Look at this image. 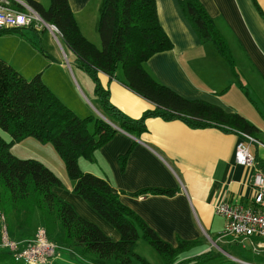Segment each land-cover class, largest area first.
<instances>
[{
  "label": "trees",
  "instance_id": "1",
  "mask_svg": "<svg viewBox=\"0 0 264 264\" xmlns=\"http://www.w3.org/2000/svg\"><path fill=\"white\" fill-rule=\"evenodd\" d=\"M251 1L264 18L256 1ZM177 3L200 43H211L237 79L227 42L199 0H177ZM25 4L60 32L75 66L93 83L98 110L113 117L120 130L139 138L147 131L145 121L158 118L180 120L193 129L216 128L257 137L258 129L241 115L205 101L185 99L146 71L144 65L150 58L173 48L159 23L156 0H103L95 25L100 48L82 35L68 0H50L47 8L33 0H26ZM11 7L25 10L15 1H11ZM21 30L5 29L0 35L21 34ZM119 67L123 73L121 81L116 78ZM112 80L151 104L152 109L144 111L138 119L126 118L111 104L108 83ZM0 130L10 136L7 141L0 135V217L4 218L0 219V241L2 226L12 238L17 233H33L42 228L47 238L59 240L65 248L76 249V255L91 264H150L135 252L139 240L156 252L161 264H238L210 248L202 250L204 242L200 239H177L175 247L161 240L136 213L120 202V193L108 180L79 167V159L93 161L97 151L113 139L117 130L95 116L78 117L49 90L40 74L27 80L1 58ZM28 137L53 146L63 161L66 177L74 182L72 193L116 231L117 240L82 218L54 193L63 183L51 168L41 161L22 160L11 153L13 144ZM134 146L132 142L128 150L118 156L121 171ZM254 160L255 167L264 173V163L255 156ZM176 193L174 189L145 187L128 195L172 197ZM197 250L201 251L192 253ZM69 255L72 259L78 258ZM12 256L0 249V264H22ZM261 258L248 253L243 260L262 261Z\"/></svg>",
  "mask_w": 264,
  "mask_h": 264
},
{
  "label": "crops",
  "instance_id": "2",
  "mask_svg": "<svg viewBox=\"0 0 264 264\" xmlns=\"http://www.w3.org/2000/svg\"><path fill=\"white\" fill-rule=\"evenodd\" d=\"M12 1L25 4L26 0ZM33 1L44 8L50 2ZM102 1L68 0L82 35L95 46L100 43L95 25ZM255 1L264 15V0ZM199 2L226 40L238 78L233 76L216 50L209 47H213L211 43H200L181 13L177 0H156L159 23L173 48L153 56L144 67L155 80L185 99L205 101L226 112L241 115L258 129L256 139L264 143V18L258 14L251 0ZM1 38H12L13 41L30 45L23 31L21 34H2ZM19 49L9 48L8 52L14 57ZM38 51L40 57L30 55L28 59H20L23 69L32 76L40 74L49 90L78 117L93 116L92 109H98L94 88L91 87L90 78L75 66L74 58L69 61L65 55L61 58L42 49ZM20 53H24V50ZM102 83L106 84L104 76ZM108 88L111 104L128 119H138L144 111L152 109L151 104L129 92L120 82L112 80ZM111 123L118 127L117 122ZM145 125L147 131L139 138L117 130L113 139L97 151L93 161L79 159L81 170L108 180L120 193V202L136 213L161 240L173 247L177 239H200L204 242L202 250H206L209 246L204 237L231 247L243 246L245 242L248 244L239 239L221 238L225 220L214 212V205L223 199L250 207L255 196L251 179L256 168L240 167L234 163L237 135L216 128L193 129L180 120L149 118ZM132 142L135 146L124 171H121L118 156L124 154ZM250 150L264 163L262 148L251 145ZM59 172L57 176L63 187L55 188L54 193L68 202L82 218L117 240L116 231L72 193L74 182L66 181L65 173ZM145 187L174 189L177 193L172 197L128 195ZM32 237L33 234L27 231V234L21 233L16 241L22 242ZM259 256L262 261L231 257L264 264V253ZM63 260L74 261L68 257ZM81 261L89 264L85 259L77 258L75 262ZM55 263L59 264L57 257Z\"/></svg>",
  "mask_w": 264,
  "mask_h": 264
},
{
  "label": "built area",
  "instance_id": "3",
  "mask_svg": "<svg viewBox=\"0 0 264 264\" xmlns=\"http://www.w3.org/2000/svg\"><path fill=\"white\" fill-rule=\"evenodd\" d=\"M11 1L0 0V31L12 28H32L42 31V27L45 26L56 43L60 45L59 40H62V36L55 26H47L26 4L20 3L24 11L13 9ZM236 135L234 163L240 167L254 168L255 160L250 146L255 145L264 150V143L244 133ZM251 185L255 196L250 207L223 199L214 205V212L225 220L221 238L247 241L251 253L259 256L264 253V173L257 168L252 176ZM0 219L4 220L2 216ZM0 249L7 250L16 262L22 264H53L57 251V247L47 238L42 228H39L31 239L18 242L10 239L5 226L1 228ZM232 259L240 264H253L236 258Z\"/></svg>",
  "mask_w": 264,
  "mask_h": 264
},
{
  "label": "rangeland",
  "instance_id": "4",
  "mask_svg": "<svg viewBox=\"0 0 264 264\" xmlns=\"http://www.w3.org/2000/svg\"><path fill=\"white\" fill-rule=\"evenodd\" d=\"M42 30H43L42 33H40V31L37 32L35 29H32V28H24L21 30V32L23 31L24 37L27 39V42L30 44L29 46L24 45L23 42L13 41L12 38H1L0 39V55L2 57L6 58L10 62L9 64L13 67V69H15L19 72L21 71L23 74L21 72L20 73L27 80L33 78L35 75H33V76L29 75V73H27L25 71V69H23V67L20 65V62H21L20 59H28V58H30V55L34 56V57H40L39 56L40 54L38 51L39 49L40 50L42 49L45 53L48 52L52 56H55V54H57L59 57L64 58L63 55H65L69 61L73 60V55L67 49V47L64 45L62 40H59L60 45H58L56 43V41L50 35L49 30L45 26L42 27ZM96 46L98 48H100V43L99 44L97 43ZM209 47L214 49L211 45ZM9 48H15L16 50L19 48H21V49H19L18 55H15L14 57H12V55L8 52ZM22 50H24V53H20V51H22ZM116 78L120 81L123 79V73H122V70L120 67L117 70ZM89 82L91 83V87L94 88L93 83L91 82L90 79H89ZM92 112H93V116H95L97 118L102 119V117H104V118L110 119L113 122H116V120L113 117H109L106 113L101 112L98 109H97V111L92 109ZM0 135L5 140H7V141L10 140V136L8 134H6L5 132H3L2 130H0ZM10 151L15 157H17L19 159H22V160L34 159V160H38V161L43 162L46 166H48V167L50 166L56 172V174L58 176L60 174L59 170L62 171V173H65L63 161L58 156V154L54 150L53 146L49 143L43 144L33 137H28V138H25L24 140H22L20 142L13 144L11 146ZM82 160H84V159H82ZM66 178H65V180H66ZM66 181L73 182L72 180H69L68 178ZM37 230H36V232H37ZM36 232L32 233L33 236L36 234ZM20 234L21 233H17L13 238L10 237V239L16 241V240H18ZM26 234H27V232H26ZM116 236L118 239L117 234H116ZM204 238H205V241L207 242V245L209 246V248L212 251L223 254L228 260H231L235 263H238V262L234 261V259H232V257L228 256V255H232L233 257L235 256L237 258L244 259V258H247L248 253H251L250 247L248 246V244L246 242L244 243L243 246L239 245L237 247H231V246H225L222 244H218L216 242L214 244V242H211L212 240L207 239L206 237H204ZM49 240L51 242H53V244L57 247L58 252L62 255L60 257H59L60 254H58L56 256L57 262L59 264H86V263H84V261L75 262V261H77V259H72V258L71 259L74 261L64 262V260H63L64 257L70 258L69 253H78V251L74 248L71 249V248L63 247L62 243L57 239H51L50 238ZM200 251L201 250H197V251H193L192 253L195 254V253H198ZM135 252L139 256L144 258L150 264H161V261H160L158 255L156 254V252L148 244H146L142 240H139L137 242V247H136ZM226 254H228V255H226ZM77 257H78V260L83 259V258L79 257L78 255H77ZM1 264H6V263L2 262ZM89 264H91V263L89 262ZM238 264H240V263H238Z\"/></svg>",
  "mask_w": 264,
  "mask_h": 264
},
{
  "label": "water",
  "instance_id": "5",
  "mask_svg": "<svg viewBox=\"0 0 264 264\" xmlns=\"http://www.w3.org/2000/svg\"><path fill=\"white\" fill-rule=\"evenodd\" d=\"M42 20V19H41ZM43 21V20H42ZM44 22V21H43ZM45 23V22H44ZM46 24V23H45ZM47 26H50V25H48V24H46ZM102 120H104L107 124H109L110 126H112L114 129H116V130H119V128L117 127V126H115V125H113L111 122H109L106 118H104V117H102ZM215 244V243H214ZM226 255H228V254H226ZM228 256H230V255H228Z\"/></svg>",
  "mask_w": 264,
  "mask_h": 264
}]
</instances>
